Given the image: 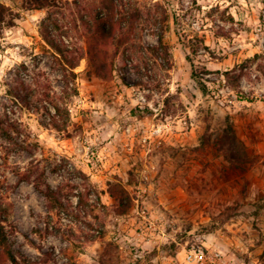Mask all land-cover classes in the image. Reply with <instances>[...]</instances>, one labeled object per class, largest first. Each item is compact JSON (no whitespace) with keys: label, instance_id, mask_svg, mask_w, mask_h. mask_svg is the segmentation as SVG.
I'll use <instances>...</instances> for the list:
<instances>
[{"label":"rangeland","instance_id":"1","mask_svg":"<svg viewBox=\"0 0 264 264\" xmlns=\"http://www.w3.org/2000/svg\"><path fill=\"white\" fill-rule=\"evenodd\" d=\"M122 2L140 18L101 79L84 59L75 78L63 73L41 37L46 10L0 0L19 16L0 27V116L21 132L0 139L13 250L37 264H264V0ZM160 33L171 62L148 50ZM70 35L86 48L80 25ZM30 92L21 107L16 95ZM44 94L68 113L65 130ZM45 186L69 206L53 220Z\"/></svg>","mask_w":264,"mask_h":264},{"label":"trees","instance_id":"2","mask_svg":"<svg viewBox=\"0 0 264 264\" xmlns=\"http://www.w3.org/2000/svg\"><path fill=\"white\" fill-rule=\"evenodd\" d=\"M80 2L81 0H22V8L27 11L46 10V16L42 19L40 25L41 37L48 47L47 51H51L53 57L59 61L58 63L65 75L75 78L73 70L84 59L87 62V67L91 74L101 79H107L118 54V48L130 40V36L134 31V21L140 18V12L134 7L124 9V12L123 8L126 5L122 0H101L99 9L92 13H82L78 8L72 18L67 19L65 16H62V10L66 6L74 5L78 7ZM18 18L19 16L9 7L0 5V27L5 29L12 28L16 25L15 21ZM167 19L168 17L165 15L160 22L164 25ZM79 25L83 28L87 40L85 49L75 46L69 40L71 38V32L77 30ZM135 50V48L127 49L123 50V53H130V55L135 57ZM148 50H151L153 52L152 55H154L155 59H160V62H171L169 47L163 42L162 33L158 36V45L148 47ZM132 56H126V58H132ZM225 76H229V73H226ZM202 91L205 93L204 86ZM16 96L15 99L21 107L31 109L34 98L32 92L26 93L23 96ZM44 96L47 100L43 101L48 102L55 112L51 114L48 108L44 106L47 114L51 117L53 127L60 131L65 130L68 125V113L56 102L49 100V96L46 94ZM64 116L66 118L65 125L59 127L57 125V117ZM18 127L15 122H10L9 119L0 116V139L3 138L9 142H13L11 133L20 135L21 132ZM1 148L6 149V147L0 144ZM2 158L5 162L7 161V156H2ZM15 173L24 181L28 180L31 176L29 173L22 175L18 174V172ZM36 185L39 188V184ZM43 195L47 201L48 220H53L56 215L60 216L62 211L68 212L69 206L62 203L58 191H54L51 187L45 186ZM78 197L79 201L83 202L82 194H79ZM3 200L0 194V264H37L36 260L27 258L23 254L13 250L4 226L9 221V209ZM88 226L92 228L91 224H88ZM48 229L49 225H47L46 231ZM55 233H59L61 238L68 242L73 237V233L70 232V235L65 234L60 231V228H57ZM97 233V236L86 238L85 241H93L103 237L104 233L102 230H98ZM80 239L78 241H81ZM111 245L108 244V247H111ZM104 255H108L107 247Z\"/></svg>","mask_w":264,"mask_h":264},{"label":"built area","instance_id":"3","mask_svg":"<svg viewBox=\"0 0 264 264\" xmlns=\"http://www.w3.org/2000/svg\"><path fill=\"white\" fill-rule=\"evenodd\" d=\"M199 259V260H203L204 259V253L203 251L199 250L198 252H193V253H190L186 259L188 260V262H192L193 260L195 259Z\"/></svg>","mask_w":264,"mask_h":264}]
</instances>
